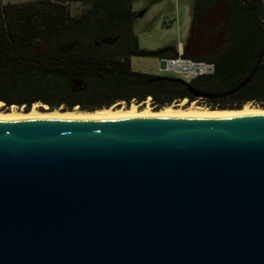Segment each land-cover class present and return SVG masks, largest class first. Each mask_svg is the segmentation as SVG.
<instances>
[{"label":"water","instance_id":"95a60500","mask_svg":"<svg viewBox=\"0 0 264 264\" xmlns=\"http://www.w3.org/2000/svg\"><path fill=\"white\" fill-rule=\"evenodd\" d=\"M0 264H264V111L0 117Z\"/></svg>","mask_w":264,"mask_h":264},{"label":"trees","instance_id":"16d2710c","mask_svg":"<svg viewBox=\"0 0 264 264\" xmlns=\"http://www.w3.org/2000/svg\"><path fill=\"white\" fill-rule=\"evenodd\" d=\"M72 3L83 5L72 15ZM227 3V60L215 74L200 77L197 87L217 97L252 78L209 109L264 108V3L262 0H193V20ZM133 0H0V103L28 112L34 105L50 111L95 112L115 104L140 105L152 98L160 110L183 97L178 83L136 72L131 58L143 56L133 35ZM241 59L235 77L233 60ZM145 105V104H143ZM141 105V106H143ZM119 106V105H118ZM42 110V109H41ZM43 111V110H42Z\"/></svg>","mask_w":264,"mask_h":264},{"label":"rangeland","instance_id":"374dc122","mask_svg":"<svg viewBox=\"0 0 264 264\" xmlns=\"http://www.w3.org/2000/svg\"><path fill=\"white\" fill-rule=\"evenodd\" d=\"M27 1L31 0H2V4H19ZM262 1L264 3V0ZM192 4L193 0H133L136 17L132 22V30L137 47L143 52V56L131 58V67L134 71L158 75L159 55L188 47L192 25ZM70 9L72 15L80 14L83 5L72 3ZM140 14L142 15L137 17ZM37 105L40 106V110L43 107L46 108L45 111L49 110L46 106ZM118 105L126 107L124 104H115Z\"/></svg>","mask_w":264,"mask_h":264},{"label":"flooded vegetation","instance_id":"af4514ba","mask_svg":"<svg viewBox=\"0 0 264 264\" xmlns=\"http://www.w3.org/2000/svg\"><path fill=\"white\" fill-rule=\"evenodd\" d=\"M222 4L224 3H221L217 6H221ZM197 19H195L194 21L192 17L190 36L192 35L193 40L196 38L197 35L195 29V25H196L195 23ZM201 36L203 38L204 48L199 49L197 48L196 45L191 44L186 49H183L181 53L179 52V50L171 51L170 53H162L161 55H159V60L161 61L167 59H177L179 57L184 61H189L193 63H203L205 65L211 66V70L209 74L191 78L185 75H179L174 72L173 73L167 72L165 69H161V67L159 69L158 75L153 73L139 72L142 74L151 75L157 78L158 80L180 84L183 87V92L185 95L181 98H178L177 100H174L171 106H175L176 108H178L182 104L184 106L183 107L184 109L189 108L192 105L195 106V104H197V106L199 107L208 108L207 104L210 103V101L218 98H222L221 96L217 97L216 95H211L204 92V90L202 88L197 87L195 83V81H197L200 77L213 75L215 74L218 68L222 69V61L227 60L226 55H228V52H230V50L227 49L226 47L231 43V39L227 36V26L224 28L221 10L217 11L214 14L213 19L211 21H207L202 24ZM230 59L233 60L235 77H240L241 59L237 58L236 53H233L230 56ZM174 80H178V81H174ZM194 93L202 94V96L200 97L194 96ZM148 98H150L149 102L146 100L140 105L146 103L151 105L152 98L151 97Z\"/></svg>","mask_w":264,"mask_h":264},{"label":"bare ground","instance_id":"6f19581e","mask_svg":"<svg viewBox=\"0 0 264 264\" xmlns=\"http://www.w3.org/2000/svg\"><path fill=\"white\" fill-rule=\"evenodd\" d=\"M166 68L179 72H190V69L186 67L185 64H181L180 62L176 63H166ZM178 106V105H177ZM148 103L144 106L131 104L129 107L122 106H113L108 109H102L95 112H84L77 109L72 111H63V110H54V111H45L43 107V111L40 110L39 105H34L33 108L26 112L23 109H17L13 107L10 111L6 112L2 108V104L0 103V117H13V116H24V117H38V118H52V119H84L94 116L100 115H123V114H149V113H174V112H261L264 111V108L258 106H251L250 104L245 105L240 110L230 111V110H220L215 109L211 110L205 107H197L192 105L189 108L184 109L183 104L176 108L175 106L164 107L160 110H154L150 108Z\"/></svg>","mask_w":264,"mask_h":264},{"label":"built area","instance_id":"2783aa9c","mask_svg":"<svg viewBox=\"0 0 264 264\" xmlns=\"http://www.w3.org/2000/svg\"><path fill=\"white\" fill-rule=\"evenodd\" d=\"M181 51L182 50L179 49L180 53H181ZM166 61H167V64L176 63V62H180L181 64H185L186 67L188 69H190L191 73H188L186 71L179 72V71H174V70L165 68V70L167 72H174V73H177L179 75H185V76H188V77H191V78H195V77H198V76L209 74L210 70H211V66H209V65H205L203 63H193V62H189V61H184V60H182L179 57L177 59H167ZM149 100H150V98L147 99L148 102H149Z\"/></svg>","mask_w":264,"mask_h":264}]
</instances>
